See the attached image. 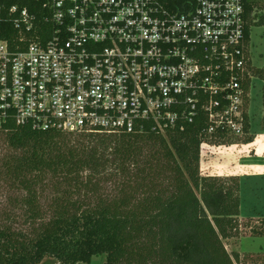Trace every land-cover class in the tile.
Wrapping results in <instances>:
<instances>
[{"label": "built area", "instance_id": "1", "mask_svg": "<svg viewBox=\"0 0 264 264\" xmlns=\"http://www.w3.org/2000/svg\"><path fill=\"white\" fill-rule=\"evenodd\" d=\"M246 25L245 0H0V130L241 137Z\"/></svg>", "mask_w": 264, "mask_h": 264}, {"label": "trees", "instance_id": "2", "mask_svg": "<svg viewBox=\"0 0 264 264\" xmlns=\"http://www.w3.org/2000/svg\"><path fill=\"white\" fill-rule=\"evenodd\" d=\"M255 4L245 0L248 41L251 24H264L263 18L254 20ZM0 37L6 39L8 34ZM248 87L246 82V92ZM205 127L201 118L184 132L166 137L148 127L119 136L78 134L75 141L61 131H35L15 124L1 128L7 150L0 158V180L20 192L14 205L22 209L20 224L25 227H15L16 219L6 213L4 221L0 219V264H39L46 258L60 264H91L99 255H105L104 264H232L208 217L222 236L230 235L224 223L232 229L235 221L223 216L237 214L239 185L225 187L214 177L199 175ZM225 136V132L213 135ZM110 163L113 176L100 178L117 183L116 194L109 199L89 204L80 196L72 197L70 190H59L60 182L74 183V192L94 185L93 177ZM166 168L175 173L171 179L176 193L164 201L151 198L149 192L139 198L131 184L138 178L158 176ZM185 177L200 188V200ZM46 179L59 191L48 215L39 202ZM244 219V233L264 237V217ZM240 264H264V252H244Z\"/></svg>", "mask_w": 264, "mask_h": 264}, {"label": "rangeland", "instance_id": "3", "mask_svg": "<svg viewBox=\"0 0 264 264\" xmlns=\"http://www.w3.org/2000/svg\"><path fill=\"white\" fill-rule=\"evenodd\" d=\"M256 7L252 13L255 21L264 19V0H254ZM250 59L251 65L248 67V90L246 95V112L248 130L245 135L236 137L225 136L222 139L215 137H205L201 143L199 155L198 172L203 177H214L218 183L225 187L239 186L240 204L237 214L225 215L235 221V227L227 229L229 226L224 223L227 237L222 236L212 217H208L215 230L218 240L232 264H240V257L247 251L264 252V237H250L244 233L243 222L246 217H264V24H251L250 26ZM253 68L255 74L252 73ZM254 71V70H253ZM70 140L78 139V134H67ZM260 137L257 141V137ZM7 146L4 137L0 135V158L6 152ZM111 163L104 165L98 174L93 177L94 185H87L82 191L74 192L75 184L69 181L67 184L60 182L59 190H70L72 197L80 196L82 200L89 204H96L100 200H107L116 194L117 183L113 181H101L103 176H110L114 171ZM161 174L153 178L137 179L132 183V189L136 188L139 198L151 193V198L161 197L164 201L176 193L173 186L175 173L168 168L163 169ZM95 176V175H94ZM100 176V177H99ZM188 187L192 193L200 200V188L195 187L190 177H185ZM235 179V180H234ZM152 181V184L149 182ZM172 182V183H171ZM49 179L43 183V190L39 196L41 210L49 214L48 208L52 198L59 194L56 188L51 186ZM142 184V185H140ZM154 185V188H151ZM78 186V185H77ZM76 186V187H77ZM79 187V186H78ZM20 192L9 189L6 182L0 180V219L4 221V214H8L19 223H12L15 227H25L23 222L22 209L14 205V200ZM238 194V193H237ZM156 204V201H154ZM11 219V220H12ZM8 222V221H7ZM217 252V251H216ZM218 252L221 253V250ZM238 255V258L235 256ZM105 255L94 256L91 264H104ZM39 264H60L53 258H46Z\"/></svg>", "mask_w": 264, "mask_h": 264}, {"label": "crops", "instance_id": "4", "mask_svg": "<svg viewBox=\"0 0 264 264\" xmlns=\"http://www.w3.org/2000/svg\"><path fill=\"white\" fill-rule=\"evenodd\" d=\"M246 2H248V0H246ZM255 7H256V6H255ZM255 7H254V8H255ZM253 12H254V11H253ZM259 138H260L259 136L256 138V139H257V141L259 140Z\"/></svg>", "mask_w": 264, "mask_h": 264}]
</instances>
